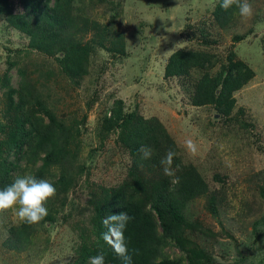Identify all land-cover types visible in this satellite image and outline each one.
I'll list each match as a JSON object with an SVG mask.
<instances>
[{
  "label": "rangeland",
  "instance_id": "374dc122",
  "mask_svg": "<svg viewBox=\"0 0 264 264\" xmlns=\"http://www.w3.org/2000/svg\"><path fill=\"white\" fill-rule=\"evenodd\" d=\"M25 1L0 0V189L37 174L51 153L36 143L28 155L15 147L32 116L51 126L52 115L63 126L67 132L52 153L64 146L71 159L45 178L57 193L42 221L28 224L14 210L0 211V264H73L82 246L94 248L95 206L105 192L131 185L134 157L119 137L121 119L130 113L161 125L177 153L171 180H181L163 188L181 189L179 231L184 245L202 256L189 263L183 256L182 264H208L204 257L214 264H264V0H250V19L234 8L223 27L212 16L220 0H73L75 27L60 29L54 44L67 34L74 36L69 46L91 43L84 18L122 34L124 43L123 53L90 45L78 78L62 71L64 54L33 49L30 37L8 23L10 15L25 13ZM179 50L210 53L214 67L167 76L169 58ZM231 53L253 77L232 92L228 111L194 105L198 86L207 85L202 78ZM187 139L197 143L198 155L188 153ZM62 173L71 180L66 190L58 186ZM157 254L155 263L179 259L182 251L167 247Z\"/></svg>",
  "mask_w": 264,
  "mask_h": 264
},
{
  "label": "trees",
  "instance_id": "16d2710c",
  "mask_svg": "<svg viewBox=\"0 0 264 264\" xmlns=\"http://www.w3.org/2000/svg\"><path fill=\"white\" fill-rule=\"evenodd\" d=\"M73 0H26L24 3L25 13L12 14L7 18L8 23L15 29L23 32L30 37V47L48 55L64 54L62 57L61 69L64 73L78 78L81 62L85 55L91 52L90 45L107 48L108 50L124 52L122 34L100 26L97 22L83 19L85 27L91 32V43H85L84 47L80 44L71 46L65 44L72 42L74 36H70L66 31V39L62 37L59 43L54 44V38L58 36L60 29L75 27L72 14H70L71 2ZM234 8L224 11L220 7V1L212 13L214 22L223 27L232 20ZM91 28V29H90ZM73 33V32H72ZM101 39V41H98ZM107 41V43H105ZM106 44L108 46H106ZM70 48V49H69ZM213 56L201 51L174 52L166 67L167 76H181L188 74L192 69L204 68L209 71L214 67L212 64ZM253 77L252 70L244 63L235 61L233 53L230 54L227 63L220 66V69L213 75H205L202 83L207 85L198 86L193 97L194 105L215 103L220 111H228L230 106L226 105L230 101L232 92L240 89ZM222 106V107H221ZM25 129L24 134L19 136L22 143L15 145L22 154L28 155V148L36 143L40 151L51 147V153L42 159L40 170L34 176L38 179H45L51 168L56 167L63 171L65 165L70 163L71 152L64 146L53 152L63 140L65 131L52 115H49L51 126L40 125L41 120L35 119ZM117 117L112 116V120ZM56 127V129H55ZM121 143L127 147L129 154L134 157L131 168V185L128 190L124 188L115 189L102 198V202L95 206V219L91 222V234L94 236V245L89 249L85 245L80 248V257L73 264H88V258L103 253L105 261L111 264H123L121 259L116 256L110 246L102 239V233L106 230L102 224L104 217L110 214L128 212L132 219L127 224L125 235L129 241L130 250H137L133 254V264H182L183 256L189 263L194 261L201 262L202 256L193 248L186 247L182 239V230L179 231L178 206L183 207L185 200L181 194V189H164L163 184L171 182V177L165 176L160 164L161 158L168 149L174 150V145L161 125L149 123L140 117L130 113L123 119L119 126ZM147 146L152 149V157L142 160L138 148ZM161 146V148H160ZM57 164V166H54ZM179 164L174 158L173 168ZM181 165V164H180ZM178 181L181 177L174 179ZM71 180L65 173H62L58 186L67 185L65 190L71 186ZM179 183V182H178ZM177 183V184H178ZM17 233L19 231H16ZM12 232L16 239L15 243L20 244L21 233ZM9 247L17 248V244ZM167 247L179 248L182 256L179 259L162 257L161 262L155 263L158 258L157 252L163 251ZM208 264H214L210 259L204 257Z\"/></svg>",
  "mask_w": 264,
  "mask_h": 264
},
{
  "label": "clouds",
  "instance_id": "9594fccd",
  "mask_svg": "<svg viewBox=\"0 0 264 264\" xmlns=\"http://www.w3.org/2000/svg\"><path fill=\"white\" fill-rule=\"evenodd\" d=\"M220 7L224 11L236 8L242 19H250L254 9L250 0H220ZM184 146L192 156L198 155L199 148L192 139H187ZM142 160L152 157V149L147 146L138 148ZM177 153L168 149L161 158L160 164L165 176L174 177V158ZM177 179H172V185L177 184ZM57 189L48 179H38L34 175L25 174L18 176L3 189H0V211L14 210L16 217L25 223L36 224L48 216L47 202L56 196ZM132 219L128 212L110 214L104 217L102 224L106 229L102 233L103 241L111 247L123 264H133V254L137 250L129 248V241L125 235L127 224ZM88 264H105V256L99 253L88 258Z\"/></svg>",
  "mask_w": 264,
  "mask_h": 264
}]
</instances>
